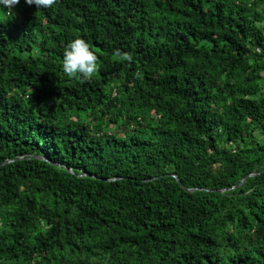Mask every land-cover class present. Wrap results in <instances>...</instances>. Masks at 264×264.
I'll return each mask as SVG.
<instances>
[{
  "label": "trees",
  "instance_id": "trees-1",
  "mask_svg": "<svg viewBox=\"0 0 264 264\" xmlns=\"http://www.w3.org/2000/svg\"><path fill=\"white\" fill-rule=\"evenodd\" d=\"M0 264H264V0L0 5Z\"/></svg>",
  "mask_w": 264,
  "mask_h": 264
},
{
  "label": "clouds",
  "instance_id": "clouds-1",
  "mask_svg": "<svg viewBox=\"0 0 264 264\" xmlns=\"http://www.w3.org/2000/svg\"><path fill=\"white\" fill-rule=\"evenodd\" d=\"M57 0H25L29 6L39 8H51ZM20 0H0V5L7 9L9 14L13 12ZM114 55L122 60L131 62L133 57L130 53H122L116 49ZM97 55L90 50V45L82 38H76L68 43L63 55V71L70 78L90 80L98 71Z\"/></svg>",
  "mask_w": 264,
  "mask_h": 264
},
{
  "label": "water",
  "instance_id": "water-1",
  "mask_svg": "<svg viewBox=\"0 0 264 264\" xmlns=\"http://www.w3.org/2000/svg\"><path fill=\"white\" fill-rule=\"evenodd\" d=\"M187 190L191 192V190H189V189H187Z\"/></svg>",
  "mask_w": 264,
  "mask_h": 264
},
{
  "label": "rangeland",
  "instance_id": "rangeland-1",
  "mask_svg": "<svg viewBox=\"0 0 264 264\" xmlns=\"http://www.w3.org/2000/svg\"><path fill=\"white\" fill-rule=\"evenodd\" d=\"M114 131V130H113Z\"/></svg>",
  "mask_w": 264,
  "mask_h": 264
}]
</instances>
